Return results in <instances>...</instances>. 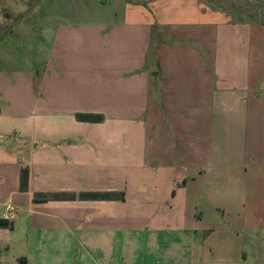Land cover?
<instances>
[{
  "label": "crops",
  "instance_id": "obj_1",
  "mask_svg": "<svg viewBox=\"0 0 264 264\" xmlns=\"http://www.w3.org/2000/svg\"><path fill=\"white\" fill-rule=\"evenodd\" d=\"M115 2L89 22L82 0L38 3L40 95L0 72V219L17 211L0 264H264V22L205 0ZM8 20L12 61L34 24Z\"/></svg>",
  "mask_w": 264,
  "mask_h": 264
},
{
  "label": "rangeland",
  "instance_id": "obj_2",
  "mask_svg": "<svg viewBox=\"0 0 264 264\" xmlns=\"http://www.w3.org/2000/svg\"><path fill=\"white\" fill-rule=\"evenodd\" d=\"M11 1L13 5L9 4V0L7 2H3L4 5L2 6H6V9H2V11H0V35L5 33V37L8 38L11 34H13L14 31L11 32L10 29L7 30L10 23L8 20L9 18L12 21H15L13 22L14 25H16V23L19 25V17L23 14L28 13L29 18H32L31 24H34V30L32 31L33 40L30 41L29 45L27 44L25 47H23L26 48L28 54L22 53L20 56H18V59L16 58L15 60L7 61L10 56L6 55L5 51H2L0 53V72H3L2 74H4V72L9 73L13 70H15L16 72L20 70L27 72L28 76L32 78V81L34 79V89L36 93L40 95L41 77L43 74V70L47 67L46 59H51L52 54L50 45L51 39H46L47 32H50V29L43 35H40V32H37L38 29L44 26L45 23V18H42V16H40L42 15V9L38 6L41 0H14V2L13 0ZM104 1H108L105 6L102 5L101 0H90L89 4H86L85 0H82L83 12L81 21L89 22V16L92 12L99 13L91 15L93 19L95 17L96 19H101L103 14H101L100 11H102L104 14L106 11H108L109 13V9L112 6L115 7L117 5L115 4V0ZM206 4H208L211 9H220L221 11L232 15L234 20L264 22V0H207ZM23 5L28 6V10L26 9V11L22 14L21 12H23ZM15 7H18V10ZM51 19H55L58 21V16L53 15L51 16ZM23 33L28 34L30 38V33L27 32V30H25ZM20 42L21 41L18 40L15 42V44H20ZM0 47L5 48L10 46L2 44L0 45ZM151 51L153 54L154 51Z\"/></svg>",
  "mask_w": 264,
  "mask_h": 264
},
{
  "label": "trees",
  "instance_id": "obj_3",
  "mask_svg": "<svg viewBox=\"0 0 264 264\" xmlns=\"http://www.w3.org/2000/svg\"><path fill=\"white\" fill-rule=\"evenodd\" d=\"M207 0H205V3ZM79 119H82L83 121L86 122H100L102 118L100 116H90V115H81L79 116ZM29 171L28 169L23 170V180L26 181V177H28ZM123 196V194H122ZM119 196L116 193H106V194H100V193H89V194H83L82 198H93V199H109V200H114L117 199ZM5 227H12V224H10L8 221L0 219V228H5Z\"/></svg>",
  "mask_w": 264,
  "mask_h": 264
},
{
  "label": "built area",
  "instance_id": "obj_4",
  "mask_svg": "<svg viewBox=\"0 0 264 264\" xmlns=\"http://www.w3.org/2000/svg\"><path fill=\"white\" fill-rule=\"evenodd\" d=\"M17 218V211L13 206H9L7 212L4 215V220L8 221L10 224L15 223Z\"/></svg>",
  "mask_w": 264,
  "mask_h": 264
}]
</instances>
